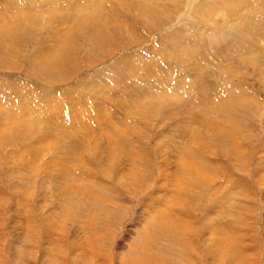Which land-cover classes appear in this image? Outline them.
<instances>
[{"label":"rangeland","instance_id":"obj_1","mask_svg":"<svg viewBox=\"0 0 264 264\" xmlns=\"http://www.w3.org/2000/svg\"><path fill=\"white\" fill-rule=\"evenodd\" d=\"M35 1L0 0V207H3L1 210L5 215L1 220L3 222L11 221L13 216L15 220H20L23 215L19 212L23 211V207H27L29 210L25 212L24 219L26 216L30 217L33 220V226L38 223L36 226L41 228L40 233L47 227H42L44 222L49 220L52 226H56L55 238L58 236V240L62 241L66 238L64 236L67 233V239H69L67 246L74 243L72 246L74 247L77 244L78 252L70 250L66 256L67 263H71L75 257H80L72 264H83L84 255L106 256L108 254L113 256L117 253H127L126 244L133 240L136 234H139L142 221H145L150 215L154 216L152 210L160 205L161 200L164 201L163 196L166 197V195L161 189L165 187L171 189L172 185V187L176 185V189L179 190L184 180V188L180 189L179 199L176 198V201H184V205L181 202V207L178 205L167 206L169 213L170 211L173 213L172 215L170 213L171 217L168 216L171 218L170 221L180 218L182 224L185 225V228L176 234L179 235V238L181 236L182 239H185L182 246H185L186 241L191 246L192 244L203 245V239L206 240L208 237L206 231L209 222L206 221L225 222L227 220L232 222L230 225L234 230L232 239L234 243L238 241L237 243L242 246L243 255L257 259V263L264 264V145L262 144L264 142V49L263 57L256 58L254 65L249 63V59H233L234 63L232 58L225 57V54H217L219 50L212 55L210 63L212 68H214L212 63L215 64V61L224 60L226 62L227 60L231 63L228 65L236 71V76L231 79L225 80L224 78L228 89H225L224 86L217 87L215 84L218 83L214 79L206 81L211 89L217 87L225 94L221 95L222 98L216 99V104L222 103L228 108L231 97L241 102L240 95H238L241 93L238 89L240 86L245 87L242 91L245 96H249L253 92L257 99L253 104H247V98H245V101L237 106L239 109L236 114L224 113L219 106L213 109L215 115L221 120V137L225 139L220 141V137L201 132L197 139L201 150L197 151L195 146L192 147L194 149L192 152H196L194 159H190L188 165L181 159L179 166L181 172L191 169L190 173L178 176L179 178L175 179L177 183L173 184L174 182L170 179H174L172 175L177 172L179 165L177 161L173 163L176 157L174 154L177 153L174 144L190 140L191 132H188L189 135L185 134V131L180 128L181 125L184 126L192 121L189 112L174 110L176 108L174 103L171 107L155 104L157 100L151 98L152 103L150 102L148 107L144 106L145 110L137 111L141 112L139 114L133 113L132 104H135L132 102L133 97L124 96L119 92L115 94L109 92V97L107 90L110 88L100 87L97 82H103L105 85L109 81L111 84L108 78L111 77L112 71H126V62L129 61L128 68L131 69V73L140 68L146 70L162 68L166 71L171 69L170 73L177 74L181 81L184 80L174 89L189 88L191 83L186 73L191 72L189 70L191 67L185 66L186 64L174 66L163 57L164 39L167 38L166 42L169 43L173 41V33H177L175 30L182 29L177 35H184L191 26L196 25L198 15H195V6L201 1H204L205 4L206 0H152V3L155 4H153L154 13L158 18L157 25L154 23L155 17L154 20L152 18L149 21L143 20L139 18L140 12L132 8L134 3H138L140 0H95L99 1V5L92 6H89V3L93 0H85L86 4L76 5L78 10L73 15H71L72 12L69 13L71 11L69 8L72 7L70 4H77L84 0H40L41 2L38 3ZM208 1L217 2L219 0ZM246 1H249L251 7L262 6L264 8L262 0H245V2L239 0L240 5L230 6L232 9L225 6V9L222 7L223 10L221 8L213 10L207 21L199 20L202 26L196 25V29L191 28L190 33H199L198 35L201 33L204 37L210 38L208 36L210 31L231 28L238 22L241 24L240 26H243L244 22H240L243 16H239L245 11ZM65 15H68L66 20ZM258 19L257 16H254L252 22L256 25L260 24ZM93 22H96V26L93 25L92 28L95 30L100 28L96 34L90 33V24H94ZM52 27H56V29L61 27L64 30L63 37L65 38L59 39V43H57L59 35L53 31L50 32ZM251 27H245L247 29L244 31H250ZM255 29L256 27L253 28V31ZM255 33L264 36L263 24L257 27ZM53 36L55 37L53 38ZM95 37H100L101 41L98 42ZM193 38L195 39V37ZM62 42H65L64 47L60 44ZM195 42L196 40L192 41V44L195 45ZM211 46L213 47V45ZM49 52L52 53L51 61L54 64L50 63V66H44L40 61H36L43 59L49 63L45 59L51 55ZM254 54L257 55L256 52L252 53V55ZM195 66V64L192 65V67ZM192 71L195 70L192 69ZM210 71L211 68L208 72ZM95 83H97L100 92L95 94L96 97H92L88 94L93 93ZM157 87H160V82ZM168 88L167 92L172 94L173 88L171 86ZM229 88L233 89L235 94H229ZM86 95L93 99V102L87 100V104L96 106L99 102L97 113L100 114L104 125L106 123V127L110 128L117 124L112 130L116 134H120V137H113L109 140L111 147H115L114 142H119L123 138L129 144L127 147L132 152L134 159L136 149L141 151L137 153V155L142 154L139 160L133 162L124 157V159L119 158L118 153L121 151V147H115V151L118 153L116 155L113 153L109 157V152L102 153L104 150L101 151V148H104L102 145H96L95 148V145L91 143L93 139L87 141L89 142L87 144L91 146L86 145L83 149L82 147L72 148L79 141L78 138L83 137V132L87 128L80 126L83 122L79 121L80 125L77 123L76 120H80L81 117L73 122L71 116L75 112L71 106L77 99L85 100L84 96ZM165 96L168 98V93L163 98ZM174 97L179 104L185 99L183 91ZM71 98H76L75 101L73 100V104ZM188 107L189 110L191 106ZM104 111H106V115L102 118ZM87 115L91 117L94 112L90 111ZM107 115H110V120L105 122ZM184 116L188 118L186 119ZM90 119V122L86 120V123L96 129L94 119ZM58 121H61L60 124L57 123ZM70 123L71 127H69ZM57 124L61 125L63 129L56 127ZM84 126L86 125L84 124ZM46 129H49V134ZM44 131L47 132L48 137H44ZM227 131H231V138L224 136ZM92 136L94 133L89 137ZM233 139H239V141L235 143ZM241 143L245 144L244 149L246 150L238 148ZM92 147L95 151L91 149ZM221 148H228L230 158L224 157ZM74 150L77 151L74 153ZM101 154H107L106 158L100 159ZM189 155L190 153L187 154V156ZM194 164L198 167L197 171L192 168ZM117 165H119L120 172L117 170ZM132 165L135 167L130 172L129 169ZM159 167L162 168L163 173H160ZM219 169L221 174H215ZM199 170L211 171L208 172L209 174H205L206 178L213 179L222 175V178L218 179L216 183L224 185L223 192L209 194V190H207L201 197L202 199L197 198L196 194L198 190H201L198 187L203 184V182L198 184L200 175L197 172ZM72 172L75 173V176H72ZM127 172L130 173L127 174ZM117 173L121 176L120 181L116 177ZM75 178H77L76 185L74 184ZM218 184L216 186H219ZM238 184L240 189H236ZM211 186L212 183H210ZM78 187H80L79 192L87 189L85 191L86 199L90 198L91 202L88 203L84 200L85 193L82 192L83 197L77 195ZM71 188L74 194L71 192ZM184 193L186 195H182ZM95 195L98 198L94 199ZM168 195L170 197V193ZM78 196L79 198H77ZM106 196L109 198L106 202L108 204L102 200L98 202L100 206L98 207L95 201L105 199ZM229 196L231 200H227ZM169 200L172 199L169 198ZM224 202L225 204H223ZM79 203L82 206L79 207ZM226 203L233 208L232 211L230 210L231 214L228 213ZM93 206L98 207L97 212L103 213L102 215L108 213L106 214L107 221L93 210ZM102 207L105 208V211L99 209ZM178 211L179 213H176ZM166 220H168L166 223L170 222L169 218ZM182 224L176 225L182 228ZM6 228L0 227V239L7 238L8 229ZM146 228L147 234L143 238L148 242L147 246L151 242L159 245L158 247L152 245L153 248L144 246V251H150L151 254L157 255L162 251V248L159 249L160 243H175L176 238L167 236L168 233L158 235L156 231H148ZM40 233L36 236V238L40 237L39 243H36L37 254H39L36 258L39 260L42 257L43 250L41 251V249L46 248L49 244V239L43 240L45 235ZM89 235H92L91 240ZM31 237L35 239L34 236ZM50 237H53V234ZM12 238L10 237V239ZM89 240L90 243H88ZM52 245L53 247H51ZM52 245H49L52 250L54 247L58 248V246ZM102 248H104L103 251H101ZM175 250L176 248L168 250V252L171 253ZM200 250V248L194 247L185 251L189 254H202L205 258L206 253L202 251L204 249L201 250L202 253ZM58 251L61 252L62 249H57ZM57 252L56 256L59 255ZM105 252L107 253L104 254ZM32 253H34L33 250ZM60 261L62 260H58L57 263ZM204 262H206L205 259Z\"/></svg>","mask_w":264,"mask_h":264},{"label":"bare ground","instance_id":"obj_2","mask_svg":"<svg viewBox=\"0 0 264 264\" xmlns=\"http://www.w3.org/2000/svg\"><path fill=\"white\" fill-rule=\"evenodd\" d=\"M84 1H79V3H77V4L76 3L70 4V7L71 6L72 7L69 8V10H71V11H69V13L72 12L71 15H73V13H75V11L78 10L76 8V5H79V4L81 5V3L86 4L87 1H85V2ZM153 1H155V0H153ZM207 1L208 0H206L205 4H204V1H201V3H199L195 6V8H196L195 15L196 14L198 15V20L195 22V24L197 26L201 25L200 24L201 22H199V20L201 21V19H202V22L207 21L208 17L211 16V13L213 10H217L219 8L222 9V7H224V9H225V6H226V8L228 7L229 9H232L230 6L234 7L236 5H240L238 3L239 0H219L217 2H212V1L207 2ZM35 2L38 3L41 1L36 0ZM98 2L93 0L89 3V6H92L94 4L99 5ZM241 2H245V0L244 1L241 0ZM262 2H263L262 5H264V0H262ZM100 4H101V2H100ZM153 4H154V2L152 3V0L151 1L150 0H140V2L134 3V6L132 5L133 6L132 8H134L136 11L138 10V12H140L141 15L139 16V18H142L143 20L149 21V20H151V18H152V20H154V17H155L156 21L154 23L157 25V19L158 18L156 17V14L154 13L155 8H154ZM242 4H244V3H242ZM244 10L245 11L243 12V14L239 16V17L243 16V19L240 18L241 19L240 22L241 23H242V21L244 22L243 26H240L241 24L238 22L236 25L235 24L233 25L235 27L232 26L231 28L222 29V30L216 29L215 31L213 29L214 32L210 31L208 33V34H210V35H208L210 38H206V36L204 37L203 34H201V33H200V35H198L199 33L198 34L190 33V31L192 30L191 28L196 29V27H195L196 25L191 26L190 29L188 28L189 29V30H187L188 32L186 34L184 33V35H177V33L179 34V32L182 31L181 28H180L181 29L180 31L178 30L179 29L178 28L177 30H175L177 33H173V41H170L169 43L166 42L167 38H165V39L163 38L164 44H165V45H163V51H162L163 57L165 59H168V61H170L174 66H177L176 64H181V66H184L186 64L185 66L191 67L189 69L191 72L186 73L187 77L189 78V82L191 83L189 85L190 86L189 88H186V89L182 88V90H180V88L174 89V87L177 84L182 83L184 80L182 79L183 81H181V79L179 78L180 76L178 77L177 74L170 73V71H172L171 69L169 71H166V69L164 70L162 68L157 69V70L151 69V68L148 70L140 68V69L134 70L131 73V69L128 68L129 61L126 62V66H127L126 71H124V70H120L119 72L114 71V70L112 71V74L110 75L111 77L108 78L111 81V84L107 80H106L107 82L105 85L103 82L100 83V82L96 81L100 87L106 88L105 86H107L108 88H110L107 90V94L109 97H110L109 92H111V94L112 93L115 94L116 92H119V94H122L124 96L133 97L132 102L135 103V104H132V106L134 107V108H132V109H134L133 113H136L137 111L145 110L144 106L148 107L149 104L152 103L151 98H155L157 100L155 104H159V105H163V106L169 105L171 107L172 103H174V105L176 106V108L174 110L189 112V114L191 115L190 118H192V121L191 122L189 121V123L185 122L186 124L184 126L181 125L180 128H182V131H185V134H187L188 132H191V135L189 136L190 140H188V141L185 140V142L181 143V144L180 143L174 144L177 153L174 154V155H176V157H175V159H174L175 161H173V163L177 161V163H179V165L177 164L178 165V170H176L177 172H175V170H174L175 175L170 174L174 178V179H170L174 182L173 184L177 183V180H175V179L178 176L184 175L185 173L186 174L190 173L191 169L189 171L181 172L179 166L181 165V159L183 161H185L187 165L189 164L190 159H194V156H195L194 154L196 152L195 153L192 152L194 150V149H192V147L194 148V146H195V148H197L196 149L197 151L201 150L199 148V142L197 141L198 137H200L199 134L201 132H204L205 134H212L214 136L220 137V139H219L220 141L222 139H225V138L221 137V120L218 119V117L215 115L213 109L216 106H219L224 113L236 114L238 112V109H239V108L237 109V106L240 105L242 103V101H245V98H247V100H246L247 104H253L257 99V98H255L256 94H254L253 92L250 93L249 96L248 95L245 96V93H242V91L245 89V87L240 86V87H238V89H240L241 93H239L238 95H240L239 99L242 100L241 102H238V100H234L231 97L230 106L228 108H226L224 106V104H222V103L216 104V101H217L216 99H219L221 97V95H225L223 93V90L219 91V88H217V87L218 86H221V87L224 86L225 89H228V85L226 86L225 80L231 79L232 77L236 76V71L232 68V66L230 67L228 65V63H230V62H227V60H226V62H224V60H222V61L217 60V62L215 61V64L212 63L214 65V68H212L211 67L212 65H210L211 60H212V55L216 54L215 51H218V50H219V53H217V54L223 53V54H225L224 55L225 57L232 58V61H233V59H235V60L236 59H239V60L240 59L241 60L249 59V63H252L253 65L256 62V58H259L262 56V52L264 49V36L262 37L260 34L255 33V30L257 29V27L260 24H263V26H264V8L262 6L251 7L249 5V1H248L246 4V8ZM111 14L114 15L113 13H111ZM77 16H78V14H77ZM77 16L74 15V17H77ZM104 16H105V18L107 17L106 13L104 14ZM254 16H257L259 18L257 21L260 24L256 25L255 23L252 22V19H254ZM65 17H66L65 18V20H66L68 18V15H65ZM106 20H108V19H106ZM93 23L94 24H92V23L90 24V26H91V32L90 33L96 34L100 28L98 27V29H96V30H95V28H92L93 25L96 26V24H95L96 22H93ZM250 26H252L250 31L248 30V32H245L247 29V28L245 29V27H250ZM255 27H256V29L253 31V28H255ZM52 28L53 29H50V32L53 31L59 35L57 38V40H58L57 43H59L60 40L65 38V37H63L64 36V30L61 29V27H59L60 29H56V27H52ZM190 36L195 37V39L193 37H190ZM54 37L55 36H53V38ZM130 38H129V41H130ZM260 38H261V41L259 42ZM96 39H98V42L101 41L100 37H95V40ZM195 40H196V42L194 45V44H192V41H195ZM161 42L163 43V41H161ZM211 42H213V43L211 44ZM60 44L64 47L65 42H62ZM60 44H57V45L59 46ZM214 44H217V45L214 46ZM218 44H220V45H218ZM211 45H213V47ZM253 52H256L257 55H255V54L252 55ZM49 54H51V55H49ZM49 54H48L49 56L45 58L49 61V63H47V61H45L43 59H39V60L37 59L36 61H40L44 66H47V65L50 66V63H52V61H51L52 60L51 59L52 53L49 52ZM214 59H217V58H214ZM251 60H252V62H251ZM52 64H54V63H52ZM193 64H195L196 66L192 67ZM210 68H211V71L208 72ZM192 69L195 71H192ZM203 69H205V70H203ZM169 73H170V77H169ZM181 78H183V77H181ZM224 78H225V80H224ZM212 79H214V81H217L218 84H215V85H217V87H213L211 89V87H209L207 85L206 81L212 80ZM99 81H102V80H99ZM260 81H262V80H260ZM158 82H160L159 88L157 87ZM97 83H95L94 87H93V90H94L93 93L94 94L91 93L88 95H90L92 97H96L95 94H98V92H100L98 89ZM168 86H171L173 88L172 94L167 92V91H169ZM90 90H92V89H90ZM180 91H183L184 98H185L181 104H179V102L175 101V97H174ZM162 92L168 93V98H167V96H165L163 98V96L166 93L163 94ZM230 93L233 94L234 90L229 88V94ZM88 95L84 96L85 100H83V101H81L79 99H77V101H75L76 98L75 99L71 98L72 104L74 103V101L76 104V105L74 104L71 106V109L73 110V112H75L72 114L73 116H71V118L73 119V122L75 121V119L81 117L80 120H76V121H78L77 123L80 125L83 122L82 125H80V126H82L83 128H87L85 130V132H83V137L79 136L80 137V138H78L79 141H77L72 146V148L74 147V148L78 149V148L82 147V149H83L86 145H89V144H87V143H89L87 141H91L93 139V141L91 143H93L95 145V148H96V145L97 146L102 145V147H104V148H101V151H102V149H104L102 151V153L109 152L110 153V154H108L109 157L113 153H115V155L118 153L117 151H115V147H121V151L118 153L119 158L124 157L128 161H133V162H135L136 160H139L141 158L142 154L137 155V153H139L141 151H138V149H136L137 151L135 150L136 153H135V159H134L132 156V152H130V149L127 147V145H129V144L126 143V141L123 138L119 142H117V141L114 142L115 147H111V142L109 140H111L113 137H117V138L120 137V134H116L112 130L117 124H114V125L110 124V125H112L110 128L106 127L105 126L106 123L104 125L100 114L97 113V110L99 107L98 106L99 102H97L96 106H93L91 104H87V100H91L93 102V99L89 98ZM103 97H105V96H103ZM249 97H252V98L250 99ZM219 102H221V101H219ZM249 102H252V103H249ZM68 103L71 105V103L69 101H68ZM224 103H226V102H224ZM103 106H104V104H103ZM188 106H191L189 110L187 109ZM64 110H66V109H64ZM89 110L94 112V115L91 117H90V115H87V113L89 114V112H90ZM85 111H86V114H85ZM108 113H110V112H108ZM139 113H141V112H137V114H139ZM189 114H187V115H189ZM105 115H106V111H104L102 118H104ZM109 116L110 115H107L105 122L110 120ZM90 118L94 119L95 124H96V129H95V127L93 128L91 126V124L86 123V120L90 122V120H91ZM46 119H48V118H46ZM79 121H81V123ZM60 122L58 121L57 123L60 124ZM58 124L56 125V127L58 126V128L61 127L63 129V127L61 125H58ZM84 124L86 126H84ZM71 126L72 125L70 123L69 127H71ZM238 127H240V126H238ZM197 128L199 129L198 131H197ZM46 130H48L47 132L49 134V129H46ZM104 130H108V131L106 132ZM47 132L46 131L43 132V134L45 135L44 137L49 136L47 134ZM93 133H94V136L89 137ZM50 135H51V133H50ZM188 135H189V133H188ZM224 136L226 138H231V131H227ZM234 138H235V136H234ZM233 141L235 143H237L239 141V139H233ZM242 141H244V140H242ZM184 144H185V146H184ZM262 144L264 145V142ZM244 145L245 144L241 143V145L239 147L238 146L237 147L244 149L245 148ZM89 146H91V145H89ZM72 148H70V149L72 150ZM91 149L94 150L93 147ZM97 149L100 151V149L98 147H97ZM244 150H246V149H244ZM75 151H77V150H74V153H75ZM221 151H222L224 157L230 158L228 148H223ZM71 152H73V151H71ZM188 153H190L189 156H187ZM143 154H146V153H143ZM101 156L102 157H100V159L103 157L106 158L107 154H101ZM146 156H148V155L146 154ZM179 158H180V160H179ZM131 164H132V162H131ZM147 165H145V166H147ZM133 167H135V165H132L130 167V169H129L130 172H131V169ZM192 168L195 171L198 170V167L196 164H194L192 166ZM117 170L118 171L120 170L119 165H117ZM117 170L115 171V173L117 172ZM158 170L160 171V173H163L162 168L159 167ZM130 172H127V174H129ZM208 172L210 173L211 171L209 170ZM208 172L203 171V170H201V171L199 170L197 172V174L200 175V181L198 182V184H201L203 182V184L200 187H198L201 190H198V192L196 194L197 198L203 197V195L207 192V190H209V194H215L216 192H223L222 189H224V185L218 184V182L216 183V181L218 179L220 180L222 178V175L219 177H216L217 176L216 175L215 176L216 178H213V179L209 178V177L206 178L205 174H209ZM216 173L221 174L220 169L218 171H216L215 174ZM261 175H263V174H261ZM72 176H75L74 172H72ZM122 176H124V175L122 174ZM116 177L118 180L121 178L119 173H117ZM127 182H128V180H127ZM182 182L183 183L180 186V189L184 188V180ZM76 183H77V178H75L74 184L76 185ZM210 183H212L211 187H210ZM215 183L218 184L219 186H216ZM172 186H171V189H168L167 187H165L164 189H161V190H163V194L166 195V197L163 196L164 201L161 200L160 205L156 206L152 210V212H154V216L150 215V217L147 218L145 221H142V223L140 222L141 227H140L139 234H136V235L134 234L135 237L133 238V240L129 241L130 243L128 242L126 244L127 245V249H126L127 253H119V254L117 253V254L113 255L114 257L112 255H108V254L106 256L96 255V254H95V256L84 255L83 258H85V259L83 261L84 262L83 264H258V263L260 264V262H258V263L256 262L257 259L255 260L254 258H251V257L249 258V256L243 255L242 251H244V250H242V246H240L239 243H237L238 241L236 243H234V241L232 239L234 230L230 226L232 222L227 221V220L225 222L206 221V222H209L207 224L210 227L208 226V230L206 231V232H208V234H207L208 237L207 238L205 237L206 240L203 239L204 240L203 245H193L192 244V246H191V245H188L187 241H186L185 246H182V243L185 242V239H182L181 236L179 238V235L177 236L176 234H179V232H181V229L185 228V225L182 224L180 218L179 219L174 218V221L173 220L170 221V219H171L170 217L173 213L170 211V213H171V215H170L167 206L169 205L172 207L173 205H178L181 207V202H183L182 205H184V201H182V200L176 201V198H178V196L181 194L180 189L179 190L176 189V187H177L176 185H174V187H172ZM79 188L80 187H78V194L77 195L82 196L83 193H85V195H86L85 191H87V189H85V191L83 190V191L79 192L80 191ZM238 188L240 189L239 184L236 186V189H238ZM71 192L73 193L72 188H71ZM168 193H170V197H169ZM182 195H186V194L184 193ZM77 198H79V196ZM83 198L88 203L92 201L90 198H89L90 200L86 199L87 195ZM95 198H98V197L95 195L94 199ZM169 198H171L173 201L169 200ZM203 199H205V198H203ZM102 200L105 201V204H108L106 202H108L109 198L106 196L105 199H103V198L100 200L97 199L95 201L96 202L95 204H97V206L100 207L98 205V202H100ZM223 200L226 201V199H224V198H223ZM227 200H231L230 196L227 198ZM22 201H24V200H22ZM168 202H170V203H168ZM221 202H222V200H221ZM229 202L231 203V201H229ZM90 204H93V203H90ZM223 204H225V202ZM78 205H79V207L82 206V205H80V203ZM220 205H221V203H220ZM226 205H227V203H226ZM102 206H103V204H102ZM227 206H228V208H227L228 213H230V210L231 209L233 210V208L231 205H227ZM98 207L93 206V210H95L97 212ZM180 207H178V208H180ZM1 208H3V207H0V227L1 226L3 228L7 227L6 229H8V230H7L6 235H8L9 237L6 236L8 239L7 238L6 239L5 238L0 239V264H72L75 261H78V259L80 258V257H75L71 263L70 262L67 263L66 259H68V258L66 256H68L69 251L73 250V252H74L77 250V252H78V249L76 248L77 244L74 245V247H72L74 243L71 246L70 245L67 246V243H68L67 240L69 241V239H67V236H68L67 233L64 236L66 238H64L62 241L58 240V236H56V238H55L54 231H55L56 226H52L50 224L49 220L45 221L43 226L41 225L42 227H44V226L45 227L47 226V227L45 229L43 228L44 230L42 231V233H40L41 231L39 232V230L41 228L39 229V227L36 226L38 223H35V225L33 226V224H32L33 220L30 217L27 218V216H26L24 219L25 212L29 210L27 207H23V211L19 212V214L23 215L21 218L22 221H21V219L15 220L14 216H13V219H11V221H6V222H3L1 220L2 216L4 215L3 214L4 211L2 212ZM85 209H87V208H85ZM99 209H102L105 211L104 207L99 208ZM176 209H177V207H176ZM180 209H182V208H180ZM145 212H146V210H145ZM237 212H239L238 209H237ZM17 213H18V211H17ZM97 213L102 216L103 220H106V217H107L106 214H108V213H106L105 215H102L103 213H100V212H97ZM176 213H179V211ZM236 215H237V213H236ZM168 216H170V217H168ZM229 216H231V215H229ZM226 217H228V216L226 215ZM166 218H169V221H170L169 223H166V222H168V220H166ZM142 220H143V218H142ZM185 220H186V218H185ZM158 222H160V223H158ZM188 223H189V221H188ZM176 224H179V225L182 224V226H181L182 228H180ZM49 225H51V226L49 227ZM145 227H147L146 229H148V231L149 230L156 231L158 233V235H162V234L164 235L165 233L166 234L168 233L169 235H167V236H169V237L172 236V237L176 238L175 239L176 244L175 243L174 244H168L167 242L160 243L159 249L161 250V248H162V251H160L157 255L151 254L150 251H144V246L153 248V247H158V245H159V244L151 242L147 246L146 243H148V242H146L144 240L145 238H143L147 234L146 233L147 231H145ZM163 230H164V232H163ZM167 230H169V231H167ZM214 231H215V233H213ZM38 233L43 234V236L45 235V237H43L44 238L43 240L46 241L49 239V244H48V246L46 245L47 249L43 248V247H42L43 249H41V251L42 250L43 251H42V254H41L42 257L40 258V260H39V258H36L39 255V254H37L38 251H37V247H36V243H39L38 239L40 238V237L36 238ZM52 234H53V237H50V235H52ZM139 235H141V236L139 237ZM31 236H34L35 239H33V237H31ZM10 237H13V238L10 239ZM90 237L91 238H89V239L91 240L92 235ZM85 238H87V237H85ZM230 239H232V240H230ZM90 240L88 243L91 242ZM189 243L191 244V242H189ZM50 244L51 245L54 244V246H58V248L54 247V250H52L51 247H53V245L51 247H49ZM152 245H153V247H152ZM87 247H90V246H87ZM194 247L200 248L201 250L204 249L202 251H204L206 253L205 258L203 257L204 255H202V254H199V253L189 254L185 251V250H188L189 248H194ZM175 248H176V250L174 252H171V253L168 252V250H172ZM57 249H60V250L62 249V251L57 252ZM103 249L104 248H102L101 251H103ZM32 250L34 253H32ZM201 250H200V252H201ZM229 250H231V252L228 253ZM52 251H54V252H52ZM225 251H227V252H225ZM56 252L59 254L58 256H56V254H55ZM48 253L50 256L48 255ZM106 253L107 252H105L104 254H106ZM44 259H46V260H44ZM87 259H88V261H86ZM204 259L206 260V262H204ZM58 260H62V261L57 263Z\"/></svg>","mask_w":264,"mask_h":264}]
</instances>
